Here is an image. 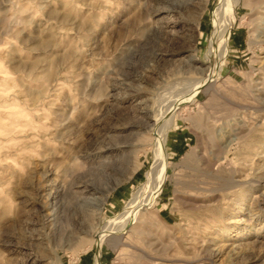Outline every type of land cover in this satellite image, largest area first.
I'll return each instance as SVG.
<instances>
[{"label":"rangeland","instance_id":"374dc122","mask_svg":"<svg viewBox=\"0 0 264 264\" xmlns=\"http://www.w3.org/2000/svg\"><path fill=\"white\" fill-rule=\"evenodd\" d=\"M0 264H264V0H0Z\"/></svg>","mask_w":264,"mask_h":264},{"label":"bare ground","instance_id":"6f19581e","mask_svg":"<svg viewBox=\"0 0 264 264\" xmlns=\"http://www.w3.org/2000/svg\"><path fill=\"white\" fill-rule=\"evenodd\" d=\"M213 74H209L208 75V77H207V80L206 81H209V80H211L212 78H213ZM200 85V84H199ZM197 86H198V84H197ZM195 87V86H194ZM193 87V88H194ZM189 93V92H188ZM193 96V91L191 92V90H190V94H187L186 95V97L183 99V101L181 102V104L182 105H184V104H186V103H188V101L190 100V98ZM181 98V97H180ZM173 105V104H172ZM179 105V104H178ZM174 106H175V104H174ZM177 106V105H176ZM172 108H174V107H172ZM173 110V109H172ZM175 111V110H174ZM171 112H173V111H171ZM159 133V132H158ZM158 133H157V136H158ZM165 133V132H164ZM158 137H160V136H158ZM163 144H164V134H162L161 135V137L159 138V141L157 142V147H158V151L159 152H161V150H162V147H163ZM158 152V153H159ZM159 154H161V153H159ZM157 162V161H156ZM153 181V180H152ZM144 196V195H143ZM144 200V199H143ZM132 210V209H131ZM136 210V209H135ZM134 211V210H133ZM135 212V211H134ZM133 212V213H134ZM137 214V213H136ZM135 214V215H136ZM132 215V214H131ZM134 215V216H135ZM128 216V215H127ZM132 217V216H131ZM240 220V219H239ZM129 222H127L128 224H130V223H132L133 222V218L132 219H129L128 220ZM123 222V221H122ZM124 222H126L125 220H124ZM123 222V223H124ZM239 221H236V223H238ZM126 223V224H127ZM122 224V223H121ZM112 226V225H111ZM124 226H125V224H124ZM121 227H122V225H121ZM127 227V226H126ZM118 228H120V227H116L115 226V224L113 223V226L109 229V230H107V231H105L104 232V235H103V237H102V240L101 241H104L106 238H109V237H111V236H113L115 233H118V232H120L119 230H118ZM101 244H102V242H100ZM156 261V260H155Z\"/></svg>","mask_w":264,"mask_h":264}]
</instances>
